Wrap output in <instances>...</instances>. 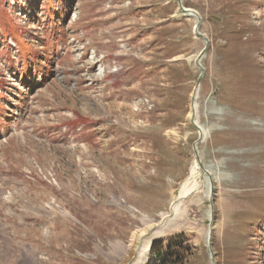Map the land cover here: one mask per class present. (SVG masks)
<instances>
[{"label": "rangeland", "instance_id": "1", "mask_svg": "<svg viewBox=\"0 0 264 264\" xmlns=\"http://www.w3.org/2000/svg\"><path fill=\"white\" fill-rule=\"evenodd\" d=\"M181 4L0 0V264H264V0Z\"/></svg>", "mask_w": 264, "mask_h": 264}, {"label": "water", "instance_id": "2", "mask_svg": "<svg viewBox=\"0 0 264 264\" xmlns=\"http://www.w3.org/2000/svg\"><path fill=\"white\" fill-rule=\"evenodd\" d=\"M176 1H177V4H178V10H179V12H180L181 14L186 15V16H193V15H194V16L196 17V23H195V25H194V32L197 33L198 35H201V34L199 33V31H198V27H199V25H200V17H199V15H198L194 10L183 7L182 4H181V0H176ZM204 51H205V49H203V50L198 54V56H197V58H196V60H195V63H196V65H197L199 68H200L199 60H200V58L203 56ZM198 81H199V79H198ZM198 81H197V83H198ZM194 150H195V155H196V157H197V151H196L195 148H194ZM198 163L200 164L199 159H198ZM186 196H187V195H186ZM186 196H184V197H186ZM184 197H179V198H184Z\"/></svg>", "mask_w": 264, "mask_h": 264}, {"label": "bare ground", "instance_id": "3", "mask_svg": "<svg viewBox=\"0 0 264 264\" xmlns=\"http://www.w3.org/2000/svg\"><path fill=\"white\" fill-rule=\"evenodd\" d=\"M194 16V15H193ZM195 17V16H194ZM196 18V17H195ZM116 69V68H115ZM246 127V126H245ZM250 127V126H249ZM201 135V134H200ZM197 167V165H193V167L191 168V172L193 173L195 171V168ZM195 186L197 187V185L194 183L193 180L190 179H186L185 181L182 182V184L180 185V188L178 190V195H187L189 192L194 191ZM174 210L172 209V213L175 211L176 206ZM166 212L162 213L165 214Z\"/></svg>", "mask_w": 264, "mask_h": 264}, {"label": "trees", "instance_id": "4", "mask_svg": "<svg viewBox=\"0 0 264 264\" xmlns=\"http://www.w3.org/2000/svg\"><path fill=\"white\" fill-rule=\"evenodd\" d=\"M179 252H180V250H177L176 248H173V249L167 248L163 254L162 261H165V259H170V258H174L173 260L175 261L178 257H180ZM172 264H174V263H172Z\"/></svg>", "mask_w": 264, "mask_h": 264}]
</instances>
